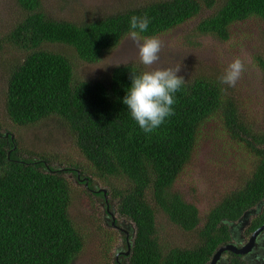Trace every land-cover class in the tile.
I'll return each mask as SVG.
<instances>
[{"label":"trees","instance_id":"16d2710c","mask_svg":"<svg viewBox=\"0 0 264 264\" xmlns=\"http://www.w3.org/2000/svg\"><path fill=\"white\" fill-rule=\"evenodd\" d=\"M15 2L25 15L9 37L28 52L9 71L6 116L18 130L57 117L84 165L53 169L50 157L24 151L18 139L5 136L12 133H0V264H74L83 235L68 213L70 186L63 171L71 170L99 179L108 188L106 196L116 202L115 212L134 225L128 264H208L231 240L228 224L264 201V115L262 123L250 125L245 106L226 84L198 75L175 94L174 114L145 133L122 103L130 75L143 72L139 66L118 65L102 78L78 79L72 56L41 46L62 45L79 60L97 63L128 37L130 17L145 14L151 23L142 35L160 37L197 21V34L226 43L237 29L264 34V0H154L86 22L52 19L41 0ZM253 59L264 86V57ZM218 121L238 148L242 169L237 182L202 209L177 184L210 125ZM96 197L105 201L101 192ZM156 211L193 235L194 243L164 249ZM263 224L264 206L251 219L246 235ZM228 255L227 264H246Z\"/></svg>","mask_w":264,"mask_h":264},{"label":"rangeland","instance_id":"374dc122","mask_svg":"<svg viewBox=\"0 0 264 264\" xmlns=\"http://www.w3.org/2000/svg\"><path fill=\"white\" fill-rule=\"evenodd\" d=\"M151 1L154 0H41V5L44 13L52 19L86 22ZM24 15L25 12L18 7L15 0H0V133H12L24 151L27 149L29 152L50 157V166L53 169L63 170L70 168L68 165L71 164L84 165L75 149L73 138L57 117H50L33 127H22L18 130L6 116L4 99L9 71L19 65L28 52L12 43L9 32ZM196 22L191 21L158 37L161 41L159 59L150 66L140 62L139 45L129 36L93 64L79 60L62 45L45 43L41 48L64 51L72 56L74 76L90 81L104 77L118 65L129 63L136 64L143 71L181 67L179 75L185 81L198 75L219 78L234 59L240 58L244 62L245 70L235 87H227L230 94L237 100L239 98L245 106L244 114L250 125H259L264 115V86L261 72L253 58L255 55L264 57V34L253 29L238 33L237 29L232 39L225 43L197 34ZM22 155L25 156L26 153ZM240 169L242 164L238 148L223 134L220 121L214 122L177 187L186 198L196 201L205 209L225 189L237 182L235 179ZM63 176L70 186L69 216L83 235V248L74 264H112L121 236L104 222L103 199L92 195L78 182L72 170L63 171ZM81 177H90L93 189H104L107 192L108 188L91 174ZM107 199L109 207L115 210L116 202L109 195ZM155 217L157 233L164 249L194 243L193 235L186 234L171 224L163 213L156 211ZM115 218L133 229L132 222L116 212ZM227 256L226 254L224 259L227 260Z\"/></svg>","mask_w":264,"mask_h":264},{"label":"clouds","instance_id":"9594fccd","mask_svg":"<svg viewBox=\"0 0 264 264\" xmlns=\"http://www.w3.org/2000/svg\"><path fill=\"white\" fill-rule=\"evenodd\" d=\"M150 23L151 17L147 14L132 15L127 32V35L138 43L140 62L146 66L153 65L159 59L158 54L161 50V41L158 37L142 35L148 31ZM244 70V62L236 58L219 77L220 82L235 87ZM180 71L181 67L157 68L130 75L131 82L122 103L145 133H151L160 127L166 118L174 114L175 94L185 83V78L179 75Z\"/></svg>","mask_w":264,"mask_h":264},{"label":"flooded vegetation","instance_id":"af4514ba","mask_svg":"<svg viewBox=\"0 0 264 264\" xmlns=\"http://www.w3.org/2000/svg\"><path fill=\"white\" fill-rule=\"evenodd\" d=\"M80 178L83 179V177H81V175H80ZM76 179L78 182H81L77 178V176H76ZM81 184H83V183H81ZM87 190H89L91 192V194L94 195L95 197L98 194V191L96 189H93L92 187L87 188ZM104 197H105V201H104L105 206H104V210H103L104 211V213H103L104 214V216H103L104 222L107 226H109L112 229H114L115 231L119 232V234L121 236L120 245L116 248V252L113 256L114 258H113L112 264H128L127 257L129 256L131 248H128L127 243H130V246H131L132 239H133V237H132V231L133 230L130 229V225H127L124 222L117 221V219L115 218L114 208L109 207V202L107 199L108 196L105 195ZM109 213H113V216L110 217L108 215ZM252 218L253 217H251V219ZM251 219H250L249 225L242 231H240L239 228H237V227L232 228L233 238L231 240L234 242V244L238 248H241L245 244H247L248 241L250 240V236L257 230L256 229L251 234L246 235V230L250 226ZM228 253H230V252H224L216 264H227L228 257H229ZM226 254L228 255L227 260L224 259V256ZM230 254H232V253H230ZM237 256L241 260H244L245 263L247 264V260L245 259L246 256H244V255H242V256L237 255ZM247 258H251L254 262H257V261L260 262V261L264 260V230L255 239V244L252 246L251 253L247 256Z\"/></svg>","mask_w":264,"mask_h":264},{"label":"water","instance_id":"95a60500","mask_svg":"<svg viewBox=\"0 0 264 264\" xmlns=\"http://www.w3.org/2000/svg\"><path fill=\"white\" fill-rule=\"evenodd\" d=\"M6 137L9 136V138L13 141V135H5ZM76 176L77 178L83 183L84 187L88 188V179L84 178L81 179L80 178V173L77 171L76 172ZM98 193L101 192L104 196L106 195V190L104 189H98L97 190ZM264 206V201L260 202L256 205V207L251 208L247 211H245L243 213V215L235 222H230L229 225V232L231 235V239L233 238L232 235V228L233 227H237L239 228L240 231L244 230L250 222L251 217H254L255 215H257L258 213H260L262 207ZM110 217L113 216V213H109L108 214ZM264 230V224L259 227L251 236H250V240L248 241L247 244H245L243 247L238 248L234 242L231 240L228 244L221 246L211 257V260L209 261L208 264H216L217 261L219 260V258L221 257V255L224 252H230L234 255H244L246 256L245 259L247 260V264H264V260L260 261V262H254L251 258H247V256L251 253V248L252 246L255 244V239L257 238V236L260 235V233ZM134 236V231H132V237ZM128 248H130V243H127Z\"/></svg>","mask_w":264,"mask_h":264}]
</instances>
